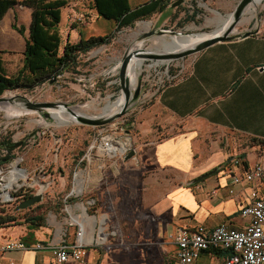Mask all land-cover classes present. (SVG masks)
<instances>
[{
  "label": "crops",
  "instance_id": "obj_1",
  "mask_svg": "<svg viewBox=\"0 0 264 264\" xmlns=\"http://www.w3.org/2000/svg\"><path fill=\"white\" fill-rule=\"evenodd\" d=\"M152 1L156 0H137L136 4L130 0V5L137 8ZM178 1L181 0H172L165 10L150 18L157 17L154 26L167 29L164 25L169 22L173 24V31L178 26L176 29L185 30L176 32L191 33L189 25L205 24L200 8L188 9L185 0L175 7ZM22 9V25H17L20 14L14 15L13 21L11 19L10 13L15 12V8L0 23V67L9 75L19 70L13 52L20 38L26 44L29 37L32 11ZM14 24L25 28L24 35L13 28ZM204 26L207 29L209 25ZM82 32L74 30L79 40L68 42L76 44L82 39L106 36L94 32L86 37ZM154 101L152 111L145 112L148 120L144 126L159 120L157 133L171 135L136 146L137 158L126 165L122 181L111 182L108 190L101 186L104 174L98 169L99 161L87 168V188L89 192L95 191V195L98 192L100 202L110 196L113 208L108 210L101 204L99 211L110 218L113 214L112 221L122 238V244L111 238L106 246L87 247L88 264H167L177 250L175 237L181 229L197 225L212 229L223 223L242 229L247 225L241 212L251 203L255 187L247 182L234 185L232 175L251 169L264 157V142H253V139L264 141L262 27L254 35L220 42L199 53L187 77L167 85L156 94ZM231 134H239L251 142L239 145ZM117 151L113 149L110 153L114 156ZM215 169L219 171L190 185ZM258 190L264 195V183ZM47 225L34 236H26L31 232L28 225L20 229H14L17 226L2 228L0 248L10 241L20 240L26 245L46 243L51 247L60 245L63 240L66 244L74 242L75 228L67 229L64 224H58L57 219ZM63 229L68 230L64 238L61 237ZM94 236L95 229L90 224L85 239L91 243ZM223 256L205 254L199 264H213ZM0 264L79 263H59L53 249L49 248L0 252Z\"/></svg>",
  "mask_w": 264,
  "mask_h": 264
},
{
  "label": "rangeland",
  "instance_id": "obj_2",
  "mask_svg": "<svg viewBox=\"0 0 264 264\" xmlns=\"http://www.w3.org/2000/svg\"><path fill=\"white\" fill-rule=\"evenodd\" d=\"M239 1L185 0L184 4L188 6V9L195 7L202 10L205 21V24L201 26L191 24L187 27L192 30L191 33L212 34L222 26L223 21L234 11ZM136 2L137 0H131L132 4H136ZM14 11L10 13L11 19L13 21L20 14L21 18L17 20V25L20 26L22 25L24 10L19 6ZM97 18L98 14L93 7L92 1L71 0L62 10V21L58 26V32L62 38L60 54L63 53L64 46L68 41L76 42L79 40L74 35V30L76 32L83 31L82 33L86 37L95 32V34L97 33L96 35H106L110 36V38L91 52L80 55L77 72H66L59 76L53 84L46 82L33 90H9L1 97L10 98L20 95L39 103H65L71 105L75 112L88 115L89 117H98L115 110L119 103L118 99L123 94L117 82V75L113 73V68L119 64L124 54L134 46L136 38L154 27L157 17L138 21L133 27H126L122 30H116L117 24L113 20L103 17ZM144 22H150V28L145 29L142 26ZM204 25L209 26L206 29ZM258 25L264 30V0L257 3L256 8L248 15H245L243 21L236 25L235 30H251V28L253 29ZM171 26L173 24L168 22V24L164 25V28L168 30L174 29ZM214 27L217 28L213 29ZM176 28L178 26H175L176 31L185 30L184 28ZM136 33L139 34L137 35ZM163 38L167 41L172 40L170 36H158L149 41L146 47L157 53L166 52L169 54L173 48L169 46V43L160 44L163 41L160 40ZM24 48L25 40L20 38V43L13 52L18 62L17 69L22 67ZM197 55H188L184 58L146 60L141 69H137V72L141 83L142 97L146 95L151 100L147 103H141V98L140 104L133 110L104 126H91L82 122L70 123L68 115L60 111H52L53 118L45 120L51 125L42 126L39 124L42 118L38 112L28 114L10 113L0 107V141H10V145L25 141L24 146L17 149H6L0 146V166L8 163L3 161V159L7 158L10 152V156H13V159L18 157L23 159L22 166L28 169L32 179L39 174H44V181L52 182L49 189L45 191L41 203L23 210H17L19 205L7 207V212L17 218L15 222L17 225H13L17 227L14 229H20L28 225L25 223V216L33 211H36L35 213L37 214L45 213L46 225L50 215L57 219L58 224H63L66 220L64 208L69 202V199L65 201V198L73 188L75 171H81L85 178L87 168L89 165L96 163V161H99L98 169L104 174V180L101 183L103 189L108 190L111 182L122 181L121 175L126 172L124 160H117L115 164L114 160H100L101 158L97 155L96 150L90 155L91 146H98L104 134L111 133V131L119 133L121 129L128 130L135 146H142L145 142L158 141L160 138L171 135L168 132L157 133L159 120H156L154 124L144 126V123L148 120L145 117V112L152 111L154 108L156 95L154 93L158 92L159 86L164 85L166 72L169 71L173 75L179 73L183 68L189 70L192 61ZM135 77V72H133V88L136 87V84H134ZM11 107L16 108L13 105ZM10 110L14 111L11 108ZM58 115L64 118L63 122L58 120ZM147 130L149 131L147 132ZM151 131L153 134H149ZM39 134L41 135L40 137ZM230 136L239 145L251 142V140L239 134H231ZM101 166L104 169H100ZM95 193V191L89 192L86 187L84 196L71 198V204L83 202L91 214H97L98 217H101L103 216L102 212L99 211L101 204L104 205L105 209L109 210L113 208V202L110 196H105L100 202L98 200V192L97 195ZM92 198H96L97 203L95 206L90 207L87 202ZM39 205H42V208L38 207ZM111 219H114L113 214ZM115 226L112 221V228H115ZM30 231L26 236L38 234L40 228L33 229L30 227Z\"/></svg>",
  "mask_w": 264,
  "mask_h": 264
},
{
  "label": "built area",
  "instance_id": "obj_3",
  "mask_svg": "<svg viewBox=\"0 0 264 264\" xmlns=\"http://www.w3.org/2000/svg\"><path fill=\"white\" fill-rule=\"evenodd\" d=\"M116 66L113 68L114 74H116ZM188 73L189 70L186 68L173 75L167 71L164 85L159 86L158 92H155L154 95L164 90L167 85L184 79ZM150 100L144 95L141 103H147ZM118 136L119 133L113 131L104 134L98 146H91L90 155L96 150L100 160H114V164L117 160H124L122 154L116 153L114 156L110 154V149L116 147L118 143L122 144L118 140ZM22 162L23 159L18 157L4 166H0V207L2 208L20 205L36 194V189L31 188L33 179L30 177L28 169L22 166ZM81 175V171H75L73 188L65 198V201L69 199V202L64 208L66 214L64 227L67 229L75 228L76 230V238L72 244H66L63 240L60 245L51 247L46 243H37L32 246L26 245L21 240L10 241L0 248V252L52 248L53 255L59 263L88 264L87 247L106 246L111 238L122 244L120 231L112 228L110 217H98L97 214H91L83 202L71 204V198H80L86 192L87 181ZM243 182L253 184L255 187L251 193V203L244 207L241 212L242 217L248 221L247 225L242 229L232 228L225 223L212 229L204 225H197L191 229H181L175 237L177 250L167 264H199L205 254L213 255L215 250L224 251L226 254L221 261L213 264H264V195L258 190L260 184L264 183V157H261L251 169L238 175H232L234 185ZM231 192L233 193V191ZM96 203V198L87 202L90 207L95 206ZM54 219L56 218L50 215L47 221L49 223ZM90 224L95 229V236L93 241L88 243L85 237ZM67 229H63L62 238L67 235Z\"/></svg>",
  "mask_w": 264,
  "mask_h": 264
},
{
  "label": "trees",
  "instance_id": "obj_4",
  "mask_svg": "<svg viewBox=\"0 0 264 264\" xmlns=\"http://www.w3.org/2000/svg\"><path fill=\"white\" fill-rule=\"evenodd\" d=\"M71 0H0V23L7 13L18 6L32 11L29 27V37L26 39L23 52L22 67L13 75H9L0 67V97L9 90H33L66 72H77L79 57L87 54L105 43L110 36H98L82 39L79 43H67L60 54L62 38L58 26L62 21V10ZM99 17L113 20L117 30L133 27L136 22L148 20L154 14L160 13L172 0H156L137 8H132L130 0H90ZM13 28L24 35L25 28ZM1 53V51H0ZM262 144L264 141L253 139ZM4 146H10V141H3ZM9 152V151H8ZM11 155V153L9 152ZM3 161H11L13 156ZM38 207L42 208V205ZM7 207H0V229L17 225V218L7 212ZM30 212L25 216V223L33 229L46 226L45 213ZM214 255L223 256L221 250L213 251Z\"/></svg>",
  "mask_w": 264,
  "mask_h": 264
},
{
  "label": "water",
  "instance_id": "obj_5",
  "mask_svg": "<svg viewBox=\"0 0 264 264\" xmlns=\"http://www.w3.org/2000/svg\"><path fill=\"white\" fill-rule=\"evenodd\" d=\"M257 0H240L236 5L234 11L223 21L222 26L216 29L212 34L211 37L204 39L194 48L188 49L184 52L178 54H168V53H157L154 52L152 49L146 47L149 41L157 38L158 36H170V38L178 37V36H188V35H199L202 33H184V32H176L173 30L167 29H160L158 26H154L151 30L144 33L143 35L139 36L135 43H141V47L137 50L129 49L124 56L119 61V64L116 66V75H117V82L121 87V92L125 97V104L122 109L116 111V113L111 114H103L98 117H89L85 114H80L75 112L69 104H61V103H50V102H34L32 100L27 99L26 97L15 95L14 97L7 98V97H0V105H9L11 109L19 111V113H34L38 112L41 115V120L43 123L41 124L50 126L47 121L51 120L53 116L51 115V111H58L64 109L67 114L74 117L76 122H82L87 125L93 126H104L113 121L125 116L129 111L133 110L136 106L140 104V100L142 98V91H141V83L140 79L138 78V83L136 88H132L131 85V78H130V66L133 64L135 60H160V59H169V58H184L188 55L199 54L209 47L220 43V42H230L240 38H246L251 35L258 33L261 29V26L258 25L254 30H235L237 24L241 23L248 13L256 8ZM182 4V0L178 1L174 6H179ZM231 21L229 27L222 32L221 35H215L216 33L222 31L224 26ZM134 43V44H135ZM56 82V78L50 81V84ZM15 106L16 108H12L11 106ZM117 110V109H115ZM105 115V116H104ZM55 118V117H54ZM39 121V122H40ZM74 123V122H73ZM118 140L122 143L121 154L124 157V163L130 164V162L134 161L137 158V147L135 146L131 133L128 130L121 129L119 132ZM23 144L19 142L14 145L5 146L6 149H13L18 148L20 145ZM100 169H104L103 166ZM219 169H215L209 173H206L197 179H195L190 185L196 184L203 179L217 173ZM44 174H39L33 178V183L31 188L36 189V194L32 197L28 198L25 202L21 203L17 210H23L30 207H33L36 204L42 202L44 193L49 189L51 186V181H44ZM40 179L42 180L40 182Z\"/></svg>",
  "mask_w": 264,
  "mask_h": 264
},
{
  "label": "bare ground",
  "instance_id": "obj_6",
  "mask_svg": "<svg viewBox=\"0 0 264 264\" xmlns=\"http://www.w3.org/2000/svg\"><path fill=\"white\" fill-rule=\"evenodd\" d=\"M261 1L262 0H257L258 3H260ZM230 24H231V21L224 26V28L222 29V31L216 33L215 35H221L222 32H224L229 27ZM142 26L145 29H148V28H150L151 23L150 22H144V23H142ZM136 34L138 35L139 33H136ZM212 35L213 34H204V35H201V36L200 35H188V36H181V37L178 36V37H173L172 40H170V41H167V40H165L163 38V39L160 40V41L163 40L162 43H160V44L169 43V46H171L173 48V50L169 54H178V53L184 52V51H186L188 49L194 48L200 42H202L204 39L209 38ZM155 41H157V40H155ZM141 45L142 44L139 43V42L138 43H135L134 46H133V48H132V50L135 51V50L139 49L141 47ZM143 64H144V60H139V61L135 60L133 62V64L130 66L129 71H130L131 85H133L132 76H133V72H135V76H136L135 78L136 79L134 81V84H136V87H137V83H138V72H137V69H141V67H142ZM12 97H14V96H12ZM7 98H9V97H7ZM118 101H119V103H118V106L116 108L117 110L111 111V114H114V113H116V111H118V110H120V109L123 108V106L125 104V97H124V95H121L119 97ZM0 107L6 109V111L7 112H10V113H19V111H17V110H14L15 112L14 111H11L8 105H0ZM58 111L67 114L64 109H61V110H58ZM50 113H51V115L53 114L52 111ZM67 115H68V119H69L70 123L76 122V119L74 117L70 116L69 114H67ZM57 117H58V120H60V121L63 122L64 118L62 116L58 115ZM42 123H43V121H40L39 122V124H42ZM122 146H123L122 144L118 143L116 145V147H113L112 149H110V151H112L113 149H117L118 151L116 153L121 154L120 148H122Z\"/></svg>",
  "mask_w": 264,
  "mask_h": 264
},
{
  "label": "flooded vegetation",
  "instance_id": "obj_7",
  "mask_svg": "<svg viewBox=\"0 0 264 264\" xmlns=\"http://www.w3.org/2000/svg\"><path fill=\"white\" fill-rule=\"evenodd\" d=\"M24 144H25V141H23V144L22 145H20L18 148H21V147H23L24 146ZM0 146L1 147H5L4 146V144H3V141H0ZM15 149H17V148H15ZM2 155V154H1ZM3 157H5L4 155H3ZM30 193V192H29Z\"/></svg>",
  "mask_w": 264,
  "mask_h": 264
}]
</instances>
